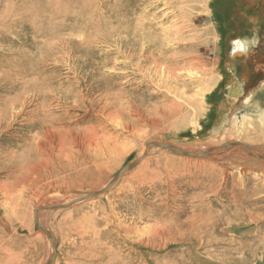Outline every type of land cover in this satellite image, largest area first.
Returning <instances> with one entry per match:
<instances>
[{
    "label": "rangeland",
    "instance_id": "rangeland-1",
    "mask_svg": "<svg viewBox=\"0 0 264 264\" xmlns=\"http://www.w3.org/2000/svg\"><path fill=\"white\" fill-rule=\"evenodd\" d=\"M160 1L0 0V264L46 263L38 205L100 190L149 143L228 125V38L264 36V0ZM215 156L153 147L103 194L44 210L51 264H264V168Z\"/></svg>",
    "mask_w": 264,
    "mask_h": 264
},
{
    "label": "bare ground",
    "instance_id": "bare-ground-1",
    "mask_svg": "<svg viewBox=\"0 0 264 264\" xmlns=\"http://www.w3.org/2000/svg\"><path fill=\"white\" fill-rule=\"evenodd\" d=\"M181 2L183 4V1H181ZM199 2H201V1H199ZM251 2H253V0H251ZM200 5H202V7H204L205 10H208V12L210 11V9H209V0H203L202 1V4H200ZM170 6H167V7L170 8ZM186 9L188 10V8H186ZM177 10H179V9H177ZM212 12H213V10L211 8V13ZM184 14H186V13H184ZM203 14H206V13H203ZM197 15H198V13H197ZM141 18L142 17H140V19ZM158 20H159V18H158ZM249 20H251V23L255 24V26L258 27L259 26V23L262 20V18L259 15H255V16L250 17ZM138 21H140V20L138 19ZM183 21H184V19H183ZM196 22H197V20H196ZM152 24H154V23L152 22ZM173 24H174V21H173ZM171 25H172V23H171ZM157 27H159V26H157ZM143 28H145V27H143ZM167 29H169V28H167ZM170 30H171V28H170ZM142 31L144 32V30H142ZM194 31H195V29H194ZM256 32H257V30H256ZM256 32L254 31L251 36H248V35H246V36L244 35L243 36V35L237 34V35H234V36L228 38L229 39L228 40V45L230 47V51L228 52V55L226 56V58H227L226 65L228 66L227 70L230 71L232 77L229 80L228 91H227V94H226V97H225V101L224 102L226 103V108L228 110L231 109L232 112H233V113L231 112V115H233L232 117H230V113L229 114L226 113V117H225V120L224 121L225 122H228V125L227 126L224 125V124L216 125L213 128V130H212V136L209 138V141H207V139H206L207 142H205V143L198 142L197 145H195V146L188 145L186 143L185 144H176V143H174V144L178 145L182 149H185V150L188 149V151H192V152H194L196 150H207V148H209L211 146H216V145H222L223 144L219 148V150L217 149V151L212 152L209 155L210 156L216 155L215 158L217 157V155H222L221 156V160L223 158L224 160H226V162L229 165L230 164L235 165V163L233 162V158L234 157H238L240 155H243V158L244 159H246V158H252L253 161H256L255 162L256 164H260L261 167L264 168V144H262V141H264V107L259 102H254L253 103L252 102V94H251V92H249V91H254V90H257V89H261L262 87L264 88V36H262L263 37L262 38ZM177 33H179V31H177ZM163 34H165V33H163ZM194 34H195V32H194ZM171 36H173V35H171ZM166 37H167V35L165 36V39H166ZM214 37H216V39L218 38L217 36H214ZM145 40H147V39H145ZM161 41H163V43H165L167 45L169 44V42L166 43V41L163 40V39H161ZM217 41L215 43L216 46L214 47V49H215V52L219 53L218 52V48H217L219 42L217 43ZM234 53H240V54H246V55H245V58H241L240 56H237V57L233 58ZM256 54H258V55H256ZM192 66L193 65L190 63V65L187 68H184V69L189 70L190 71V75H192V76H194L196 78H199L197 75H195V73H196L195 70L196 69L194 67H192ZM158 68L162 69L163 67L162 66L161 67L159 66ZM165 69H166V67H165ZM212 69H213L212 67H208L207 65H205L203 67V69H201L200 71L196 70L197 72H199V76H200V78L198 80L200 81V79H201L202 81H206L207 79L205 80L204 79V76L207 75V74L210 75L211 73H213L211 71ZM235 73H236V75H235ZM214 80H215L214 79V75H212V76H210V79H209V81L207 83L214 84ZM201 83H200V88H201ZM204 85L205 86H203V87H204V89L206 91L208 89H211L208 86H206V84H204ZM204 89H202L203 93H204ZM199 96L200 97H193L192 98V101H194V102H196V104H198V107L197 108H199V106H201V105L204 104V102H203V95L199 94ZM207 99H208V97H207ZM50 100H52V99H50ZM204 100H205V98H204ZM237 106L239 108H241L240 111L239 110H236V111L234 110L235 108H237ZM177 107H178V105L175 106V108H177ZM197 108H195V109L197 110ZM180 109H181V105H179V110ZM186 109H188V108H186ZM223 134H225V135L222 138H220L219 136H222ZM109 137H111V136L110 135L106 136V140L107 141L110 140ZM228 137H230V139ZM218 138L219 139H223L222 142L221 143L218 142L219 144L218 143L212 144V143H215L216 142V139L218 141ZM258 142H261L262 146L261 145L258 146L257 145ZM169 143L173 144L172 142H169ZM239 143L242 144L243 146L237 145ZM243 143H247V144H249V146L248 145H244ZM105 144H107V143L105 142ZM98 145L101 146V145H104V143L98 144ZM234 145H237V146H234ZM225 146H227V147H225ZM230 146H233V147H230ZM159 147H162V146H159ZM151 148H153V147H151ZM206 154H204L202 156H207ZM252 164H253V162H252ZM236 168L239 169L240 166L239 167H236ZM255 176H259V175L258 174H255ZM112 181H113V179H111L109 182H107L106 185L104 187H102L100 190H96V192L101 191V190H103L105 188H107V190H108L110 188L109 185H110V183ZM114 183L112 182V185ZM93 192H95V191H93ZM93 192H91V193H93ZM91 193H89V194H91ZM103 193H101V194H103ZM89 194H86L84 196H87ZM101 194H99V195H101ZM81 197L82 196L77 197V198L76 197L73 198V197L69 196V197L65 198L64 201H59V200H57V201H47L46 203H43L41 205H38L34 209V212H33L34 221L36 222L37 226L44 232V233H42V235L43 234H46L47 237H48V248H47V251H48V255L49 256H48V259H47L46 263H42V264H47L48 263V260L51 257L50 253H53V247L55 245L54 236L49 231V228H48L46 222L43 219V215L45 214V211L44 210H55V207L56 208H59L60 206H63L65 204H67L68 206H70L72 204H77L79 202L85 201L84 199L80 200L79 202H75L74 201V200L80 199ZM72 201H74V203H71ZM65 202H67V203H65Z\"/></svg>",
    "mask_w": 264,
    "mask_h": 264
},
{
    "label": "water",
    "instance_id": "water-1",
    "mask_svg": "<svg viewBox=\"0 0 264 264\" xmlns=\"http://www.w3.org/2000/svg\"><path fill=\"white\" fill-rule=\"evenodd\" d=\"M245 55L246 54L234 53L233 58H235L237 56H240L241 58H245ZM243 144L249 146V144H247V143H243ZM222 145L211 146V147L207 148V150H196V151L192 152V151H188V150L182 149V148H180L178 145H176L174 143L171 144V143L165 142V141L164 142L156 141V142L149 143L147 145L144 153L142 155H140L138 158H136L133 161H131L130 163H128L127 165H125V167L117 175H115V177L113 178V181L112 182L114 183L121 176L122 173H124L125 171H128V170L132 169L136 164L140 163V161L143 159V157L150 151L151 147L162 146V147H165V148L170 149L172 151L183 152L186 155L188 154V155L202 156V155H204L206 153H207L206 155H209L212 152L217 151V149L219 150V148ZM237 145L243 146L240 143L237 144ZM237 145H234V146H237ZM225 147H227V146H225ZM230 147H233V146H230ZM112 182L109 185L110 187L112 186ZM106 190H107V188H105V189H103L101 191H98V192L95 191V192H93V193H91V194H89L87 196H83L80 199L74 200V201L75 202H79L82 199L89 200V199L94 198L95 196H98L99 194L105 192ZM74 201H72L71 203H74ZM64 206L65 207H68L67 204H65ZM53 258H54V254L51 255V257L48 260V263L47 264H51L52 261H53Z\"/></svg>",
    "mask_w": 264,
    "mask_h": 264
}]
</instances>
